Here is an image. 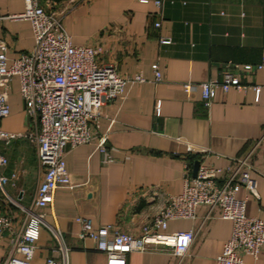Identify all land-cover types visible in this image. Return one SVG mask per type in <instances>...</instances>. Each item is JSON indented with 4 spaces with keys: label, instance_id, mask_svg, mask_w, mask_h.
Returning <instances> with one entry per match:
<instances>
[{
    "label": "crops",
    "instance_id": "1",
    "mask_svg": "<svg viewBox=\"0 0 264 264\" xmlns=\"http://www.w3.org/2000/svg\"><path fill=\"white\" fill-rule=\"evenodd\" d=\"M41 3L60 15L74 45H100L102 62L113 64L130 80L124 96L98 108L95 141L66 148L65 165L74 185L58 188L43 209L31 264H47L49 258L59 264H105V255L91 238L77 237L76 216L89 217L94 227L108 224L138 234L169 195L182 191L185 162L191 174L199 160L226 168L255 144L250 175L256 190L241 187L235 195L244 200L247 215L264 222V66L248 74L238 71L244 81L259 86L258 94L253 88H217L210 105L204 106L198 88L189 93L182 88L186 81L220 78L228 62L242 66L262 61L264 0H161L159 7L155 0ZM22 9L23 0H0V15ZM157 20L159 26L154 25ZM161 37L171 41L161 43ZM0 38L7 42L10 57L33 46L27 20L2 19ZM153 63L159 79L154 77ZM136 75L143 80H133ZM17 86L15 79L9 115L0 119L1 129L20 133L7 143L0 140V153L7 158L2 172L14 174L0 184V215L11 216L16 231L42 177ZM102 135L106 154L96 149ZM206 211L201 206L194 220L167 221L168 232H196L182 258L161 250L132 251L126 264H215L231 235L232 222L217 216V209L206 219ZM10 249L9 236H0V264ZM242 258L247 264H264V247L256 257L242 254Z\"/></svg>",
    "mask_w": 264,
    "mask_h": 264
},
{
    "label": "built area",
    "instance_id": "2",
    "mask_svg": "<svg viewBox=\"0 0 264 264\" xmlns=\"http://www.w3.org/2000/svg\"><path fill=\"white\" fill-rule=\"evenodd\" d=\"M155 4L159 7L161 0H155ZM4 18L29 21L33 46L10 57L7 42L0 38V119L9 115V94L16 79L29 127L27 137L35 145L42 177L18 231L11 216L0 215V236L7 234L11 243L10 253L1 264H31L38 226L44 222L43 209L52 203L58 188L74 185L65 165L66 148L95 141L99 127L98 108L124 96L130 79L120 74L113 64L102 62L100 45H74L60 15L45 7L41 0H23L20 12L0 15V22ZM160 23L157 20L154 25ZM159 41L169 43L171 38L161 37ZM263 66L264 57L257 65L240 66L228 62L220 78L196 83L186 81L182 88L186 93L198 88L204 106L210 105L217 88H253L258 94L259 86L244 81L238 71L248 74ZM152 68L155 79H159L157 63H153ZM133 80L142 81L143 77L136 75ZM19 135L0 128V140L6 143ZM105 141V135L96 140V149L103 154H106ZM255 147L256 144L243 157L233 158L232 165L226 168L199 160L194 175L189 163L185 162L182 191L169 195L166 205L138 234L108 224L94 227L89 217L78 215L75 217L80 224L77 237L91 238L96 250L105 255V264H126V255L132 251L161 250L182 258L196 232L193 229L168 232L165 230L167 221L173 218L194 220L197 209L203 206L207 210L206 219L213 217L217 209V216L232 222L231 235L215 257V264H247L242 254L256 257L258 250L264 247V222L247 215L244 200L235 194L241 187L250 192L256 190V181L250 175ZM108 159L106 155L105 161ZM6 164V156L0 153L1 185L14 177V174L7 176L2 172ZM52 232L59 237L56 230ZM47 264L59 263L49 258Z\"/></svg>",
    "mask_w": 264,
    "mask_h": 264
},
{
    "label": "water",
    "instance_id": "3",
    "mask_svg": "<svg viewBox=\"0 0 264 264\" xmlns=\"http://www.w3.org/2000/svg\"><path fill=\"white\" fill-rule=\"evenodd\" d=\"M197 165H198V162L196 161V162L194 163L193 175L195 174V171H196Z\"/></svg>",
    "mask_w": 264,
    "mask_h": 264
}]
</instances>
